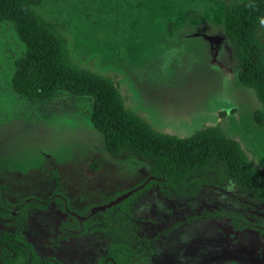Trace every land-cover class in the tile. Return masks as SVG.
<instances>
[{
  "label": "rangeland",
  "instance_id": "rangeland-1",
  "mask_svg": "<svg viewBox=\"0 0 264 264\" xmlns=\"http://www.w3.org/2000/svg\"><path fill=\"white\" fill-rule=\"evenodd\" d=\"M43 1L41 14L59 26L72 62L111 79L125 108L149 127L179 138L220 127L264 170V127L254 121L262 105L240 80L224 30V0ZM24 47L14 26L1 22L0 182L9 200L46 198L57 189L74 211L95 213L140 186L136 225L150 243H130L137 245L131 264H264L260 225L236 230L229 219H195L231 210L259 224L264 206L232 189L208 188L188 200L167 199L147 187L149 163L107 151L91 123L92 98L58 91L49 100L29 101L13 90ZM100 217L76 223L95 231L64 230L74 220L53 201L32 213L25 238L42 258L98 264L111 244L125 242L107 232ZM6 228L0 223V234Z\"/></svg>",
  "mask_w": 264,
  "mask_h": 264
},
{
  "label": "trees",
  "instance_id": "trees-1",
  "mask_svg": "<svg viewBox=\"0 0 264 264\" xmlns=\"http://www.w3.org/2000/svg\"><path fill=\"white\" fill-rule=\"evenodd\" d=\"M43 2L0 0V23H11L26 48L25 54L15 61L11 82L19 96L29 101H46L58 91H67L92 98L91 123L103 134L107 151L119 158L132 157L149 163L145 185L157 189L167 199L191 200L204 189H232L264 206V170L253 165L239 142L220 127H205L184 138L153 130L125 108L119 87L111 79L72 62L59 26L41 14ZM222 5L224 30L238 60L240 80L255 90L262 105L254 113V121L264 127V0H224ZM139 187L108 199L107 204H113L92 216L100 214L105 230L125 240L111 244L98 264H105L107 257L113 259L107 264H131L128 257L136 254L137 245L132 247L130 243L134 245L138 241V246L150 243L138 235L136 225L134 210L140 197L134 193ZM5 189L0 182V223L7 226L0 234V264H61L55 259L42 258L25 237L34 211L46 210L53 201L64 212L73 210L64 194L56 189L46 198L12 201L5 196ZM118 197L125 198L118 201ZM72 213L75 224L64 225V230L85 234L98 228L94 226L90 230L77 225L80 218L91 215V209ZM92 217L89 222L93 221ZM195 219H229L236 230L255 228V223L231 210L207 211ZM258 225L264 228V221Z\"/></svg>",
  "mask_w": 264,
  "mask_h": 264
},
{
  "label": "flooded vegetation",
  "instance_id": "flooded-vegetation-1",
  "mask_svg": "<svg viewBox=\"0 0 264 264\" xmlns=\"http://www.w3.org/2000/svg\"><path fill=\"white\" fill-rule=\"evenodd\" d=\"M152 189H154L153 187H152ZM151 190V189H150ZM150 190H148V191H150ZM155 190H157V189H155ZM142 196V195H141ZM140 196V197H141ZM137 203H138V201H137ZM137 205V204H136ZM136 205H135V209H136ZM38 211V210H37ZM63 213H65V214H69L70 216L73 214L72 213V211L70 212V213H67V212H64L63 210H61ZM99 211V210H98ZM97 211V212H98ZM97 212H95V213H93V211H92V208H91V215L89 216L90 218L92 217V216H94V215H96L97 214ZM207 212V211H206ZM134 213H135V210H134ZM89 217L87 218V219H89ZM68 223H70V221L68 222ZM136 223H137V220H136ZM182 225V224H181ZM255 225H257L258 226V223L257 224H255ZM254 225V227H257V226H255ZM138 226V225H137ZM262 227V226H261ZM138 228H139V226H138ZM264 229V228H263ZM138 231H139V229H138ZM253 251L255 252L256 251V248H254L253 249ZM111 261H113V259L111 258V257H107L106 258V260H105V264L107 263V262H111ZM225 264H236V263H234V262H227V263H225Z\"/></svg>",
  "mask_w": 264,
  "mask_h": 264
}]
</instances>
